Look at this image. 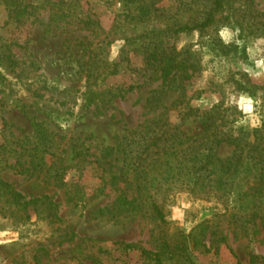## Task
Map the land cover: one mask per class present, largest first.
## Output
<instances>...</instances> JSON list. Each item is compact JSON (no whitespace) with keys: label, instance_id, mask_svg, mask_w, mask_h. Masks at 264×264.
Segmentation results:
<instances>
[{"label":"rangeland","instance_id":"rangeland-1","mask_svg":"<svg viewBox=\"0 0 264 264\" xmlns=\"http://www.w3.org/2000/svg\"><path fill=\"white\" fill-rule=\"evenodd\" d=\"M31 1L34 16L20 24L0 7V181L27 199L48 200L23 214L0 194V233H8L0 236L8 241L0 243V264H264V197H241L264 147V73L244 71L264 56L257 43L264 0H229L213 27L195 32V46L194 32L168 33L198 20L203 9L190 0H144L151 13L141 22L120 0ZM224 27L228 43L219 35ZM147 35L172 60L165 82L145 62ZM247 48L261 52L250 60ZM241 96L253 100L251 114ZM221 135L252 149L251 171L234 179L232 194H207L187 177L169 180L159 175L163 168L145 166L158 181L146 198L136 195L135 167L164 141L172 147L189 137L203 147ZM118 147L114 173L104 156ZM217 154L236 159L240 151L224 143ZM184 194L193 206L183 222L169 220ZM121 195L133 207L118 204ZM152 202L168 225L153 219Z\"/></svg>","mask_w":264,"mask_h":264},{"label":"trees","instance_id":"trees-1","mask_svg":"<svg viewBox=\"0 0 264 264\" xmlns=\"http://www.w3.org/2000/svg\"><path fill=\"white\" fill-rule=\"evenodd\" d=\"M228 2L229 0H190L188 6H201L203 9L202 14L199 16L198 20L192 21L189 24L176 26L171 31H168V33L178 35L181 33L189 34L192 32H204L206 29L215 25L216 17L223 11ZM48 4L50 3H46V5ZM58 4L59 3H52V6L56 7ZM120 4L125 10V14L132 20L138 22H141L151 13L150 7L145 4L144 0H120ZM0 7H3L7 16L18 24L22 23L25 18L34 16L33 10H36V7L31 0H0ZM252 25H254L253 22L249 26ZM153 37L154 36L149 37L148 35L144 37V39L149 40L148 44L146 46L144 45L145 47L143 49L146 55L145 62L147 66L154 67L153 73L159 72V79L162 80V82H165L173 69L171 63L172 60L166 59L162 54L157 52V41H155ZM156 140L160 139L156 138ZM189 140H191L190 145L185 149H182L180 146L184 145V143ZM224 143L240 151V154L236 159L221 160L218 157L217 149ZM166 144L167 141H164L161 148H159L154 154L156 156L155 158L147 159V156H145V158H141L143 162L142 166L138 165V167H135V176L130 184L135 186L137 196L146 198L149 190L147 187H155V183L158 181L157 178L153 176H151V179L149 180L146 173L142 170L145 166H150L152 168L151 170L159 166L160 168H163L159 175H165L169 180H172L175 177H178V179L181 176L183 178L187 177L195 187H199L204 193L218 195V193L222 192L223 194H221V196L232 194L233 191L231 190V187L234 184V179L241 174H249L252 167L256 172L254 176H252L251 182L248 184L247 188H245L241 197L244 196V198H246L247 196H250V192H253L251 197L255 199L259 200L264 197V147L261 148L262 156L259 158L260 160L257 164L259 167L257 169L253 164H251V167L248 165L247 161L251 158L250 153L252 149L251 145L248 144L246 140L238 141L221 135L215 139L212 146H193L195 144V138L191 139L189 137L187 138V141L179 140L178 143H172V147ZM108 150L109 151L104 156L106 158H104V162L110 169H113L117 166H114L112 162L119 161L116 156L119 155L121 151L119 150V147L117 149ZM169 151H172L171 155H169ZM243 153L245 154L244 157L242 155ZM78 155L81 156L80 153H78ZM122 156H128L126 149L122 151ZM139 168L141 169L139 170ZM28 171V169H23V173ZM117 171L118 167L114 173ZM222 185L223 187H221ZM226 186L230 187L228 191H226ZM0 194L4 195L12 203L9 205L13 207L14 212H22L23 214H25L29 208L33 209L39 205L38 203H45V201L48 200L46 196H40L37 198L30 197L27 199L26 196L15 191L9 183L3 181H0ZM118 204L123 207H133L132 200L129 201L127 197L122 195L118 198ZM45 205L53 206V204ZM150 207L153 219L160 225H168L163 209L157 205L156 202H152ZM126 248L136 249V246L126 245Z\"/></svg>","mask_w":264,"mask_h":264},{"label":"clouds","instance_id":"clouds-1","mask_svg":"<svg viewBox=\"0 0 264 264\" xmlns=\"http://www.w3.org/2000/svg\"><path fill=\"white\" fill-rule=\"evenodd\" d=\"M228 32L229 29L227 27H224L220 30L219 35L224 38V42L228 43ZM239 32V29L237 28L235 30V32L233 33V35H235L236 33ZM198 33H193V45H196V39L198 37ZM237 45H241L243 43V41L241 40H236L235 41ZM257 43H264V40H260L257 41ZM183 46V42H181L180 47ZM119 47V42L113 46V54L115 55L116 49ZM196 48H198V46L194 47V50H196ZM205 52L207 51L206 49L204 50ZM246 52L249 53V59L251 60L252 55H259V53L261 52L260 48H256L255 51L251 48H247ZM209 59L208 55L204 56V62H207V60ZM254 64V68L253 67H248L246 66L244 68V71L251 74V75H255V76H260L262 73H264V56H261L259 59H256L253 61ZM205 75H207V72L205 73ZM197 103H208V101L206 100H199ZM257 103H259V101H257ZM239 104L241 106V108L244 110L245 113H252V105H253V100L251 98H248L247 96H241L240 100H239ZM251 120V116H245L243 119L237 121V126L239 125H243L246 123V121ZM261 123V120L259 118H256L255 120H252V126L253 127H257L259 126ZM187 196V194H184L181 196V198L178 200L177 204L174 206H170V212L171 215L168 217L169 220L171 221H178V222H183V217L185 214V211L187 209H189L190 207L193 206V202L187 200L185 197ZM195 207L199 208L201 207V203L200 202H196L195 203ZM184 227L186 229H189L191 227V224H184ZM8 233H0V236L2 235H7ZM8 241H3L0 240V243H5Z\"/></svg>","mask_w":264,"mask_h":264}]
</instances>
